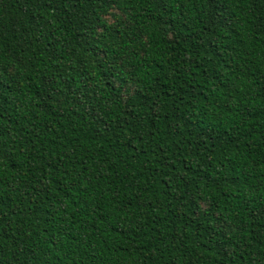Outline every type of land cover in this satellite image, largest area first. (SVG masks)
Segmentation results:
<instances>
[{
    "label": "trees",
    "instance_id": "trees-1",
    "mask_svg": "<svg viewBox=\"0 0 264 264\" xmlns=\"http://www.w3.org/2000/svg\"><path fill=\"white\" fill-rule=\"evenodd\" d=\"M0 264H264V0H0Z\"/></svg>",
    "mask_w": 264,
    "mask_h": 264
}]
</instances>
